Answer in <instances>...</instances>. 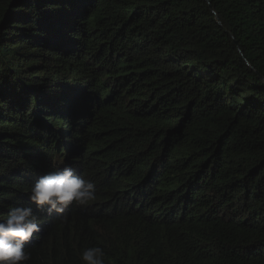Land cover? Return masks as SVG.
<instances>
[{
    "label": "trees",
    "instance_id": "1",
    "mask_svg": "<svg viewBox=\"0 0 264 264\" xmlns=\"http://www.w3.org/2000/svg\"><path fill=\"white\" fill-rule=\"evenodd\" d=\"M65 167L96 198L27 193ZM27 264H264V0H0V217Z\"/></svg>",
    "mask_w": 264,
    "mask_h": 264
},
{
    "label": "clouds",
    "instance_id": "2",
    "mask_svg": "<svg viewBox=\"0 0 264 264\" xmlns=\"http://www.w3.org/2000/svg\"><path fill=\"white\" fill-rule=\"evenodd\" d=\"M27 195L32 204L49 215L63 214L73 204L86 206L94 201L96 185L65 167L38 178ZM40 231L31 206L10 207L7 215L0 217V264H27L31 253L25 244ZM105 256L102 247L92 246L83 250L80 259L83 264H105Z\"/></svg>",
    "mask_w": 264,
    "mask_h": 264
}]
</instances>
